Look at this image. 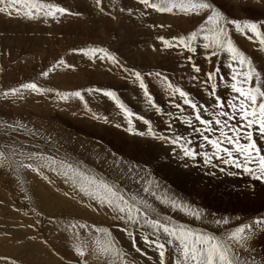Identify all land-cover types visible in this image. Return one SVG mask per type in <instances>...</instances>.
<instances>
[{
	"label": "snow or ice",
	"instance_id": "6c2138e0",
	"mask_svg": "<svg viewBox=\"0 0 264 264\" xmlns=\"http://www.w3.org/2000/svg\"><path fill=\"white\" fill-rule=\"evenodd\" d=\"M137 4L142 6L139 11L141 18L151 10L173 17L200 19L198 25L186 32H158L155 40L159 42L161 51L178 52L182 57L179 66L190 69L188 80L203 89L207 99H195L162 72L142 73L128 67L106 47H81L72 51L81 53L94 64L99 61L109 65V72L116 70L122 74V79L138 86L148 109L161 118L167 117V120L162 119L166 132L159 131L150 119L134 112L111 87L60 91L33 80L11 87L0 95L21 100L32 94L53 96L65 102L78 99L84 114L108 123V117L94 111L84 95L100 94L112 102L118 110L116 115L123 117L126 132L149 136L172 146L173 157L183 162L184 167L200 163L205 168H219L228 176L246 174L253 181L264 184V67L241 50L233 36V32L248 36L258 45V51L264 53V20L230 18L215 0H137ZM95 7L105 12L102 0H95ZM119 10L130 16L134 14L133 8L121 7ZM65 13L72 14L52 0H0V14L9 17L22 16L48 23L50 20L58 21ZM105 14L112 15L110 12ZM147 27L170 30L172 25L153 22ZM152 47L155 51V45ZM198 55L203 57L204 64L210 66L207 70L197 60ZM57 67L73 66L60 58L42 70L40 77L48 78ZM146 76H154L161 82L167 95L173 98L169 106L178 110V114L165 110L156 102L145 83ZM220 85H223V92L218 91ZM177 120L183 131L174 127ZM134 121H142L147 126L146 130H137ZM122 126L115 123L117 128ZM0 131L10 140L0 147V168L16 174L18 181L19 173L24 169L31 170L49 184L54 183L53 176L59 178L68 188L63 192L65 197L78 198V203L93 211L110 215L115 221L113 226L127 236L135 252L146 256L147 249H152L158 254L155 264H264V255L257 260L252 255L254 249L249 246L257 230H264V216L225 228L230 224L229 217L206 213L203 208L173 193L149 168L123 160L115 152L97 151L93 163L89 164L81 157L62 150L63 146L52 134L45 135L39 128H29L20 120L0 122ZM11 133L27 139L22 142ZM160 162L158 160L157 164ZM232 169L239 170V173ZM25 198L31 200L27 194ZM164 209L179 212L201 225H215L223 231L217 234L207 227L181 222ZM32 211L37 217L42 215L35 208ZM49 221L53 222V218L49 217ZM63 227L73 239L77 264H90L89 258L101 264H137L135 259L128 258L130 254L120 245L110 227L75 219ZM81 229L86 236H81ZM138 241L146 249L138 246ZM147 259L152 261L151 256Z\"/></svg>",
	"mask_w": 264,
	"mask_h": 264
},
{
	"label": "rangeland",
	"instance_id": "374dc122",
	"mask_svg": "<svg viewBox=\"0 0 264 264\" xmlns=\"http://www.w3.org/2000/svg\"><path fill=\"white\" fill-rule=\"evenodd\" d=\"M219 1L220 0H215V3L228 16L230 15L229 16L230 18L241 19L238 18V15L239 16L250 15L252 17L254 13L253 10H257V6L256 7L253 6V3H251V1L249 0H244L243 3L239 2L238 4V7H240L239 9L234 8L231 2L228 3L230 8L224 9L225 5L221 4V2ZM52 2L58 3V0H52ZM73 9H74L73 7L70 8L72 13L74 14ZM262 10L264 12V9ZM241 11H248V14L246 12H241ZM260 15L261 17H264V14L262 12L260 13ZM177 18H179L178 19L179 22L182 19L180 15H177ZM192 18L187 17V19H189L188 23H183L177 26V28H174L176 26H172L170 30L168 28H164L163 31L166 32L173 31V33L186 32L200 23L199 18L196 17L194 18V20ZM246 18L248 19V17ZM139 20L143 22V20H146V18L139 17L137 21H133L129 19V28H128V29L131 28L129 30L131 34L133 32L137 33L138 38L132 39V41H130V43H127L126 45L123 44V42H121L122 45L120 44L121 47H119V49L121 48V50H124V48L125 49L133 48L130 49L132 53L126 55V58L131 60V62L135 63L136 67L141 66V68L137 67L135 69L140 70L142 73L143 72L147 73L143 70V65L148 60V54H147L148 45L144 46L142 44H144L143 40L146 42L145 40L146 35H149L152 38V36L154 37L155 35L154 33H156V31L150 28L135 27V25L138 24ZM63 21H65L67 24H70V18L67 16L64 17V15L60 16L58 21L50 20L48 23H44L42 20H28L26 18H23L22 16L17 17L14 15L12 17H9L4 14H0V93H3L5 90L11 87H16L20 83L29 82L33 80L36 81L38 84H42L45 87H52L60 91H75L77 89L89 88V87H102L104 85V87H111L114 88L115 90L117 89L116 91L118 92L120 97L122 99L124 98L123 101L134 112L142 114L143 110L145 108H148V106L142 101V97H141L142 94L140 89L138 88V86L131 84L128 80L119 77L116 78L118 75L121 77L122 75L121 73L118 72L117 75V73H114L115 71L109 72L107 70L109 65L106 64L101 65L98 61L96 62L98 64V68L92 67L90 64H89L90 69L88 70L80 67L82 60L81 57H78L80 53L73 52L72 50L76 48H81V46L85 47L86 43L88 44L89 47L91 46L89 44H91L90 42L92 41L89 38H83L82 45H79L80 47L77 46L76 48H74L75 47L74 39L64 34L56 33L58 24H60ZM153 22H155V20ZM235 35H236L235 36L236 42L235 41L234 42L238 45V47L241 50H243L244 52L246 51L245 53L247 55L248 54L250 55L252 44L255 42L253 40L248 39V36L240 35L238 33H235ZM238 35H240L241 39L240 37H238ZM36 44L40 47H38ZM124 46H128V47H124ZM256 49H258V47H256ZM135 51H138L139 53L138 52L135 53ZM166 51L169 52L170 50H166ZM69 53L73 54L71 56L73 58L72 66L75 65L77 67L78 73H76L74 70L73 71L71 70L69 76L65 78L62 69L66 70V68L57 67L54 72H51L49 74L48 78L40 77L39 74L42 70L49 68L58 59L64 58ZM116 55L119 56L122 62H125L126 60L125 57L121 58L120 55L118 54ZM168 57H171V54H168L167 58ZM222 66L223 64H221V67ZM105 69L107 72L103 71ZM107 76L109 77L106 78ZM167 76L170 80H174L173 82L177 83L174 75H172V71L169 70V72H167ZM60 77H62V79ZM53 79L56 82L53 81ZM52 82H54L55 84ZM123 82L124 84H122ZM145 83L147 85L150 84L149 90L153 94L154 99L156 101L162 100L163 102L166 103L167 106H169V101L173 98L167 95V93L164 90V86L157 78H155L154 76H149L148 78V76H146ZM67 86L69 88L72 86L71 87L72 89L71 88L69 89ZM219 89L220 92H223L224 90L223 85H220ZM191 94L195 99H200L202 101L207 99V97L202 98L197 93H191ZM84 95H85V99L89 103V106L94 111L98 113L100 112V114L107 116L110 122L105 123L103 120L98 121L92 119L90 114H84L83 106L78 101V99H72L69 100L68 102H65L58 100L53 96L44 97L35 94L26 95V98L22 100L13 99L12 97L6 98L3 95H0V122L2 121L11 122L13 120H20L23 123L27 124L29 128H33V127L39 128L45 135L52 134L59 140L60 144L63 146L62 150H67L69 152L70 150H72L71 153L73 152V155L76 156L79 155V157L84 159L89 164L93 163L95 159V153L97 151L101 150L100 152H103L104 150H108L110 152H115L117 156L120 158L124 157L123 160H126L127 157L129 156L130 158L129 157L128 158L130 162L132 163L136 162L135 164L141 165L142 163L134 160L135 158L141 159L140 156L142 155L140 150H138L134 146L137 145L135 143H138L139 139L134 138L132 140L129 135L137 136L139 138H144V139L146 136L141 137L126 132L125 131L126 124H124L123 122V117L116 115V112L118 110L115 109L113 104H108L106 97H103L102 95L99 94H94V96L93 95L89 96L87 93H84ZM167 97L169 98V100ZM92 98L95 100H93ZM105 103H107L108 105ZM170 109L172 111L174 110L173 112L178 114V110L176 111V109L173 108ZM73 113H76V115H74ZM107 113L110 115H108ZM113 113L115 116L112 115ZM163 118L167 120V118L165 117ZM150 120L153 122V126L156 127L159 131H165V132L167 131L166 127H158L160 123L154 120L153 118H151ZM115 123H121L122 125L123 124L124 125L120 128H117L114 127ZM134 124L137 129L140 127L138 130L142 129V126L144 125L142 121H134ZM174 127H176L177 130L183 131V126L180 125L178 120L174 123ZM69 129L71 132L74 130V133L76 135L73 132L72 133L69 132ZM69 134L73 135L71 136L73 140H71ZM11 135L14 138L20 139L22 142L27 139L24 136H20L18 133H11ZM97 135L100 136L97 137ZM97 141H98V145H97ZM8 143H10L8 136L5 135L3 131H0V147ZM127 147H129L130 149L129 148L127 149ZM89 158H91L92 160H90ZM173 163L174 165H178V162L173 161ZM143 166H145V164H143ZM198 166L193 167L190 165L189 167H187L188 170L183 172V176H185L184 177L185 179H181V178L179 179L177 175V174L181 175L180 174L181 171L178 172L179 170L177 172H172L171 170H167V169L164 170L160 166V163L158 165L156 162L150 163V166L149 164H146V167L149 168L153 172V174L156 173L154 174L155 176L158 175L156 176V178L162 184L166 185L168 188H170V190L172 191L174 190L173 193L177 192L178 196H180L181 198L183 196H186L185 194L191 196L193 198L191 199L193 201L195 200V202L198 203L200 206L208 207V209L211 211L210 212L211 214H215L216 216L223 214L224 216L227 217H233V216L238 217L242 219V221H240L241 223H249L258 216L259 217L264 216V184H262L259 181H253L252 178L251 177L248 178L246 174H237L235 176H229L223 178L219 174H224V173H221L219 171V168H215V169L209 168L212 173L217 172V174L216 173L214 175L204 174L203 172L205 167L201 165ZM165 171L167 172L165 173ZM191 171L193 173H191ZM233 171L239 173V170L233 169ZM19 176H20V180L18 181L16 174L4 168H0V264H18V263L19 264H28V263L29 264L30 263L31 264H77L78 257L75 255L73 250V239L71 237V234L65 231L63 227L65 223L73 219L86 221L87 223L90 222L89 224L95 223L100 226L110 227L111 231L113 232V235L119 240L120 245L125 249L127 253H130L128 258L135 259V261L138 264H155V262L158 260V254H156L152 249H147L146 256H142L140 253L135 252V250L131 248V244L127 236L122 234L121 232L120 233L122 235L118 234L116 227L113 226L115 224V221L104 219V217L102 218V215L89 213L91 212L90 209L84 206V204L78 203L77 202L78 198H72L73 199L72 200L66 197L67 198L66 199L63 196V192L67 191L68 188L66 185L63 184V182L59 178L53 176L54 183L49 184L48 181L41 179L34 172L28 169L21 170ZM28 180L37 183L39 185L37 189H39L40 187L44 190V193L47 192V195L51 200L50 202L52 204L61 205V206L65 204L64 206L67 208V215L64 214V212L60 211L65 216H63L61 220H59L58 222L57 221L53 223L50 222L49 217H52L53 220L59 218H56V215L54 214L46 213L41 205L33 204L31 200L29 201L28 199L25 198V194H27L30 197L31 195H34L30 191L33 189L30 188L31 186L28 184ZM257 185L259 187H257ZM59 191L62 193H60ZM73 201H75L74 203H77V206L76 204L73 203ZM78 205H80L81 207H79ZM33 208L41 212L42 215L37 217L35 212L32 211ZM52 209L56 210L55 208ZM70 210H72L74 214L72 212L70 213ZM76 216H79L80 218L78 217L76 218ZM37 220H39L40 223H37ZM181 220L182 219H180L179 221ZM182 222L192 223L193 221L189 220L187 222L182 220ZM196 223L197 224L193 223V226L195 225V227H199V225H201L198 222ZM29 225H31V227H29ZM237 225L238 224H236L235 226ZM202 226L206 227L207 225H202ZM258 231L259 230H257L256 232L257 236L255 235L249 241V246L254 245V252L252 253V255L260 259V257L264 255V249H263L264 231L260 230L262 235H260ZM80 232H81V236L85 235L84 230L81 229ZM217 234H219L218 231ZM63 239H68V241ZM140 242L141 241H138V246H140L142 249H146V246L142 242L141 243ZM34 244L36 245V248L31 247V245ZM38 252L40 253L42 252V253L38 254ZM148 256L152 257V261H149L147 259ZM98 264L101 263L98 262Z\"/></svg>",
	"mask_w": 264,
	"mask_h": 264
},
{
	"label": "bare ground",
	"instance_id": "6f19581e",
	"mask_svg": "<svg viewBox=\"0 0 264 264\" xmlns=\"http://www.w3.org/2000/svg\"><path fill=\"white\" fill-rule=\"evenodd\" d=\"M244 0H220L219 2H221V4H224V9H229L230 6L228 5L229 2H231L232 6L234 8H240L238 7V4L239 2L240 3H243ZM251 1V3H253V6H257V10H253V16L251 17L250 15L247 16V15H238V18H241L240 20H244V19H247L246 17H248V19H252V20H264V17H261L260 13L263 12L262 9H264V0H249ZM247 2V1H246ZM58 4H60L61 6L67 8L69 10L70 13H72V9L70 10L71 7H73L74 9V14H68V13H65L64 14V17L67 16L70 18V24H67L65 21L61 22L60 24H58V28L56 29V33H60V34H64L66 36H69L70 38L74 39L75 41V47L76 48L77 46L79 45H82V39L83 38H89L92 42H90L91 46L89 47H92V46H99V47H106L108 48L110 51L118 54L122 57H125V64L128 66V67H133V68H137V67H140L141 66H137L135 65V63L131 62V60H129L128 58H126V55L132 53V51L130 49H133V48H124V50H121V48L119 49L120 44L121 42H123V44H127V43H130V41H132V39L134 38H138L137 37V33L133 32L131 34V32L129 31L130 29L129 28V19L133 20V21H137V19H139V11L142 10V6L138 5L137 4V0H102V4L105 8V12L102 13L100 12L96 7H95V0H58ZM248 4V3H246ZM244 5V4H243ZM70 6V7H69ZM240 6V5H239ZM246 6V5H245ZM249 6V5H248ZM252 6V4H251ZM121 7H124V8H133L134 9V14L132 16H129L128 13L125 11V12H120V8ZM231 7V8H233ZM254 8V7H253ZM252 8V9H253ZM246 9V8H245ZM249 9V8H248ZM112 13V15L115 16V19L112 18V15H107L105 13ZM241 12H246L248 14V11H241ZM79 13V14H77ZM230 16V15H229ZM97 18V19H96ZM144 18H146V20H143V22H141L140 20L138 21V24L135 25V27L137 28H148L147 25L148 24H151V22H153L155 20V23L159 24V23H165V24H171L172 26H176L174 28H177V26L183 24V23H188V20L187 17L184 18V16H181V21L179 22L177 18V16L173 17L169 14H160V13H155V12H152L151 10H149V14L147 16H145ZM184 18V20H183ZM192 18V17H191ZM194 18L196 17H193L192 19L194 20ZM96 19V21H95ZM191 21V19H190ZM68 22V21H67ZM37 23V22H36ZM132 23V21H131ZM134 23V22H133ZM38 25V24H37ZM38 28V27H37ZM133 29V28H132ZM43 30V29H42ZM141 30V29H140ZM154 31H156V33H154L155 35L159 32L161 34H168L169 32H166V31H163V29H153ZM86 31V32H85ZM84 32V33H82ZM130 32V33H129ZM171 33H173V31H170ZM152 33V32H151ZM70 34H73V35H70ZM233 36H234V41L236 40L235 39V33L233 32ZM155 35L154 37L152 36V38L149 36V35H146V42L143 40L144 46L148 45V50H147V54H148V60L144 63L143 65V70L145 72H150V71H159V72H162L164 74L167 75V72L172 71V75H174L177 83L182 87L184 88L186 91H189L190 93H197L198 95H200L202 98H205L206 95L204 94L203 92V89H200V88H197L194 86V84L192 82H190L187 78L188 76V72L190 71V69H187V68H181L179 66V61H182V57H180L178 55V52L177 51H174V50H170L169 52L164 50V51H161L160 50V44L158 41L155 40ZM251 35V34H249ZM39 37V36H38ZM140 37V36H139ZM238 37H240V35H238ZM236 37V38H238ZM36 38V37H35ZM43 38H44V35H43ZM143 38V37H142ZM244 38V37H243ZM42 39V38H41ZM241 39V37H240ZM136 40V39H135ZM141 40V39H140ZM238 40V39H237ZM43 42V41H42ZM137 42V41H136ZM236 42V41H235ZM238 42V41H237ZM84 43V42H83ZM133 43V42H132ZM131 43V44H132ZM138 43V42H137ZM134 44V43H133ZM37 45V44H36ZM122 45V44H121ZM129 45V44H128ZM153 45H155L156 47V50L154 51L153 50ZM38 46V45H37ZM137 46V45H136ZM135 46V47H136ZM40 47V46H38ZM80 47V46H79ZM83 47V46H81ZM88 47V44L86 43L85 45V48ZM123 47V46H122ZM124 47H128V46H124ZM131 47V45H130ZM256 47H258V45L256 43H253L252 44V47H251V53H250V57L253 58V60L258 64L260 65L261 67L264 66V64H261V61H264V53H261L260 51H258V49H256ZM139 48V47H138ZM41 49V48H40ZM144 49V48H143ZM38 50V48H37ZM36 50V51H37ZM74 52V51H73ZM138 52V51H135V53ZM246 52V51H245ZM79 53V52H77ZM139 53V52H138ZM168 54H171V57H168L167 58V55ZM73 54L72 53H69L67 56H65L63 59L66 61V63L72 65L73 62H72V56ZM78 57H81L82 60H81V64H80V67L83 68V69H90V65L92 67H95V68H98V64L97 63H92L89 61V59L85 56H83L81 53L80 55H78ZM146 57V56H145ZM147 58V57H146ZM215 59V58H214ZM223 59V58H221ZM197 60L199 62L202 63V66L205 68V70H207L208 67H210L209 65L207 64H204L203 63V57L201 55H198L197 56ZM72 62V63H71ZM99 62V61H98ZM101 65L103 63L99 62ZM90 64V65H89ZM105 65V64H104ZM107 65V64H106ZM104 67V66H103ZM107 67V66H105ZM223 67V66H222ZM75 71L76 73H78V69L77 67L74 65L73 67L71 68H66V70H63V75L66 77L69 76V74L71 73L70 71ZM103 71H106L103 70ZM115 72L114 73H117L118 75V71L114 70ZM100 72V71H98ZM107 72V71H106ZM105 72V73H106ZM144 73V72H143ZM104 74V73H103ZM169 74V73H168ZM57 75V74H56ZM76 76V75H75ZM86 76V75H85ZM100 76H101V73H100ZM106 76V75H105ZM116 76V75H115ZM122 76V75H121ZM57 77V76H56ZM109 76H107L106 78H108ZM112 77V76H111ZM114 77V76H113ZM121 78L119 75L116 77V78ZM62 79V77H60ZM90 78V77H89ZM101 78V77H100ZM105 78V77H104ZM149 78V76H148ZM54 79H55V76H54ZM53 79V81H55ZM71 79V78H70ZM74 79V78H73ZM93 79V78H92ZM110 79V78H109ZM66 80V79H65ZM120 80V79H119ZM115 81V80H114ZM174 81V80H172ZM56 82V81H55ZM61 82V81H60ZM67 82V81H65ZM76 82V81H75ZM122 82V81H120ZM148 82V81H147ZM54 83V82H52ZM111 83V82H110ZM55 84V83H54ZM72 84V83H71ZM70 84V85H71ZM124 84V82L122 83ZM65 85V84H64ZM150 85V84H149ZM148 85V86H149ZM59 86V85H57ZM62 86V85H61ZM73 86V85H72ZM71 86V87H72ZM63 87V86H62ZM66 87V86H65ZM64 87V89H65ZM68 87V86H67ZM70 87V88H71ZM77 87V86H76ZM104 87V85L102 86ZM69 88V87H68ZM69 88V89H70ZM78 88V87H77ZM76 88V89H77ZM120 88V87H119ZM72 89V88H71ZM68 90V89H67ZM117 90V89H116ZM120 91V90H119ZM133 91V90H132ZM142 94V93H141ZM100 95V94H99ZM163 95V94H162ZM94 96V94H93ZM97 96V95H96ZM95 96V97H96ZM102 97V96H101ZM142 97V96H141ZM163 97V96H162ZM89 98V96H88ZM91 98V97H90ZM99 98V97H97ZM96 98V99H97ZM140 98V97H139ZM168 98V97H167ZM93 99V98H92ZM91 99V100H92ZM107 99V98H106ZM122 99V98H121ZM124 99V98H123ZM122 99V100H123ZM160 99V98H159ZM165 99V98H164ZM90 100V101H91ZM95 100V99H93ZM102 100V98H101ZM100 100V101H101ZM169 100V98H168ZM79 101V100H78ZM108 101V104H112L111 101ZM106 101V102H107ZM143 101V100H142ZM97 102V101H96ZM102 102V101H101ZM158 104H160L161 107H163L164 109H166L167 111H172L169 107L166 105L165 102H163L162 100H158L156 101ZM99 103V102H98ZM107 104V103H105ZM107 104V105H108ZM101 105V104H100ZM76 106V105H75ZM102 106V105H101ZM142 106V105H141ZM144 106V105H143ZM167 106V107H166ZM186 107V106H185ZM30 110V109H29ZM32 110V109H31ZM77 110V109H76ZM139 110V109H138ZM174 111V110H173ZM172 111V112H173ZM177 111V110H176ZM32 112V111H31ZM113 112V111H111ZM142 112V111H141ZM100 113V112H99ZM110 113V112H109ZM44 114V113H43ZM49 114V113H48ZM106 114V113H105ZM108 114V113H107ZM140 114V113H139ZM145 118L147 119H151L153 118L154 120H156L157 122H159V126L158 127H166L165 125H163L162 123V119L165 120L164 118H161L159 116H157L155 114V112L151 109H148V108H145L143 110V113H142ZM42 115V114H41ZM110 115V114H108ZM114 115V113L112 114ZM46 116V115H44ZM105 116V115H104ZM115 116V115H114ZM51 118V117H49ZM112 118V117H111ZM165 118H167L165 116ZM89 119V118H88ZM87 119V120H88ZM93 119V118H92ZM56 120V119H55ZM96 120V119H95ZM98 121H101V120H98ZM54 122V121H53ZM52 122V123H53ZM57 122V121H56ZM60 122V121H59ZM87 122V121H86ZM115 122V121H114ZM63 123V122H61ZM97 123V122H96ZM138 123V122H136ZM135 123V124H136ZM140 123V122H139ZM55 124V123H54ZM90 124V123H89ZM60 125V124H59ZM124 125V124H123ZM137 125V124H136ZM139 125V124H138ZM143 125V124H142ZM64 126V125H63ZM67 126V125H65ZM97 126V125H96ZM108 126V125H107ZM126 126V125H125ZM57 127V126H56ZM61 127V126H59ZM58 127V128H59ZM115 127V126H114ZM146 125H143L142 126V129H140L139 131H144L146 130ZM64 128V127H63ZM68 128V127H67ZM124 128V127H123ZM140 128V127H139ZM138 128V129H139ZM83 129V128H82ZM88 129V128H87ZM92 129V128H91ZM137 129V130H138ZM65 130V129H64ZM67 130V129H66ZM89 130V129H88ZM69 132L70 129H69ZM74 133V130L72 131ZM71 132V133H72ZM101 132V131H100ZM110 133V132H109ZM75 134V133H74ZM121 134V133H120ZM70 135V134H69ZM76 135V134H75ZM93 135V134H92ZM94 135H95V132H94ZM102 135V134H101ZM128 135V134H126ZM73 136L72 134L70 135V137ZM100 136V135H99ZM97 135V137H99ZM120 136V135H119ZM123 136V135H122ZM130 138L133 140L134 138H138L139 139V142L138 143H135L137 145H134L135 148H137L138 150H140V152L142 153V155L140 156V158L142 159H139V158H135L134 160L142 163L141 165L145 164H149L150 166V163H157L158 160H160V166L165 170H171L172 172H180L181 171V175L177 174L178 175V178L180 179H185L183 176V172H185L186 170H188L187 167H184L183 165V162L181 161H178L176 160L174 157H173V153L171 152V148L172 146L170 145H167V144H164L163 142L161 141H158V140H155L153 139L152 137H149V136H146L145 139L144 138H139L137 136H133V135H129ZM69 137V138H70ZM79 137V136H78ZM74 138V137H73ZM77 138V136H76ZM129 138V140H130ZM96 139V138H95ZM71 140L72 137H71ZM92 140V139H91ZM128 140V141H129ZM64 141V140H63ZM62 143V142H61ZM65 143V142H64ZM106 143V142H105ZM104 143V144H105ZM72 144V143H71ZM75 144V143H74ZM70 145V144H69ZM97 145H98V141H97ZM120 145V143H119ZM74 146V145H73ZM71 147V146H70ZM123 147V146H122ZM90 148V147H89ZM102 148V147H101ZM129 147H127L128 149ZM99 149V148H98ZM130 149V148H129ZM70 150V149H68ZM72 150H70L71 152ZM91 151V150H90ZM89 151V152H90ZM101 151V150H100ZM119 151V150H118ZM110 152V151H109ZM127 152V151H126ZM73 153V152H72ZM95 153V152H94ZM89 154V153H88ZM128 154V153H127ZM167 154V156L165 155ZM130 155V154H129ZM79 156V155H78ZM91 156V155H90ZM89 156V157H90ZM124 156V155H123ZM127 157V156H126ZM129 157V156H128ZM127 157L126 161H130L129 158ZM134 157V156H133ZM124 158V157H123ZM122 158V159H123ZM87 159V158H86ZM90 160H92L91 158H89ZM88 159V160H89ZM89 160V161H90ZM133 160V159H132ZM174 162H178V165H174ZM91 162V161H90ZM134 162V161H133ZM136 163V162H135ZM159 165V164H158ZM191 166L193 167H196L198 165H201L200 163H197V164H190ZM199 167V166H198ZM197 167V168H198ZM162 169V170H163ZM190 169V168H189ZM194 169V168H193ZM196 169V168H195ZM204 169V168H203ZM233 170V169H232ZM195 171V170H194ZM167 171H165L166 173ZM191 173H193L191 171ZM204 174H209V173H212L210 171L209 168H205L204 169ZM202 173V174H203ZM217 174V172H215ZM219 173V172H218ZM156 174V173H154ZM164 174V173H163ZM176 175V176H177ZM221 177L223 178H226V177H229L226 173L224 174H219ZM158 176V175H156ZM174 176V175H173ZM239 176V175H238ZM161 177V176H160ZM199 177V176H198ZM249 178V177H248ZM216 179V178H215ZM219 179V178H218ZM237 179V178H236ZM176 180V179H175ZM178 180V179H177ZM185 182V181H184ZM234 182V181H233ZM247 182V181H246ZM179 183V182H178ZM28 184L31 186L30 188H32L33 190H30L34 195H31V201L33 204H38V205H41L44 209V211L48 214H54L56 215V218H59V219H54L53 222H58L59 220H61V218L63 216H65L64 214L67 215V208L63 205H55V204H52L47 195V192L44 193V190L42 188L39 187L38 188V184L35 183V182H32L30 180H28ZM176 184V183H175ZM174 185V184H173ZM185 185V184H184ZM178 186V185H177ZM184 187V186H183ZM182 187V188H183ZM188 187V185H187ZM248 187V186H247ZM257 187H259L257 185ZM170 189V188H169ZM180 190V189H179ZM183 190V189H182ZM172 191V190H171ZM57 192V191H56ZM60 192V191H59ZM174 192V190L172 191ZM62 193V192H60ZM187 193V192H186ZM59 194V193H58ZM175 194L178 195L177 192H175ZM200 194V193H199ZM186 196H183L182 199L186 200V201H189L190 203H193L194 205H196L197 207H200V208H203L205 210V212H208V214H211L210 210L208 209V207L206 206H200L198 203L195 202V200L193 201L192 197L185 194ZM64 196V195H63ZM194 196V195H193ZM65 197V196H64ZM66 198V197H65ZM64 198V199H65ZM192 198V199H191ZM67 199V198H66ZM60 200V199H59ZM73 200V199H72ZM58 202V201H57ZM70 202V200H69ZM75 201H73L74 203ZM202 203V202H201ZM76 204L77 206V203H74ZM203 204V203H202ZM72 205V203H71ZM70 205V206H71ZM75 206V205H74ZM79 207H81L80 205H78ZM37 207V206H36ZM52 208H55L56 210H53ZM76 208V207H75ZM89 208V207H88ZM72 209H73V206H72ZM84 209V208H82ZM91 212L89 213H95V214H98V215H102V218L104 217V219H107V220H113L111 218L110 215H105L103 212H96V211H93L91 208H89ZM75 210V209H74ZM73 210V211H74ZM88 210V209H87ZM64 212V214H62L61 212ZM165 212H168L169 214L173 215L174 218L176 219H182L184 221H189L190 219L188 217H184L182 216L183 214L179 213V212H175V213H172L170 212V210L168 209H164ZM53 212V213H52ZM69 212V210H68ZM72 212V210H70V213ZM74 214V212H72ZM78 213V212H77ZM88 213V214H89ZM86 214V213H85ZM69 215V213H68ZM216 216V215H215ZM221 216H224L223 214L219 215V216H216V217H221ZM70 217V216H69ZM73 217V216H72ZM80 218L79 216H76V218ZM99 217V216H98ZM257 217V216H256ZM259 217V216H258ZM67 218V217H66ZM65 218V219H66ZM75 218V217H74ZM88 218V217H87ZM91 218V217H90ZM93 218V217H92ZM230 218V224L229 225H226L224 226L225 228H229V227H233L235 226L236 224H240L242 221V219L238 218V217H229ZM83 219V218H82ZM94 219V218H93ZM101 219V218H100ZM88 220V219H87ZM102 220V219H101ZM181 220V222H182ZM244 220V219H243ZM99 221V220H97ZM33 222V221H32ZM52 222V223H53ZM191 222V221H190ZM90 223V222H88ZM197 224L195 221L192 222V224ZM195 226V225H194ZM202 226V225H199V227ZM104 227V226H103ZM208 228L209 231H214V232H220V231H223V229H220L217 230L216 226L215 225H207L206 226ZM113 229V228H112ZM117 229V228H116ZM115 231V230H114ZM264 231V230H262ZM117 232L118 234H121L120 231L117 229ZM85 233V232H84ZM258 233L260 235L261 234V231L259 230ZM116 234V233H115ZM86 235V233H85ZM84 235V236H85ZM122 235V234H121ZM256 235V234H255ZM257 236V235H256ZM3 239V238H2ZM63 240H66L68 241V239H63ZM141 243V242H140ZM16 244V243H15ZM32 248H36V245H31ZM251 248L254 249V245H251L250 246ZM263 249H264V244H263ZM125 250V249H124ZM129 250V249H128ZM9 251V250H8ZM17 251V250H16ZM130 251V250H129ZM134 251V250H133ZM30 252V251H29ZM35 252V251H33ZM7 253V252H6ZM31 253V252H30ZM40 252H38L39 254ZM42 253V252H41ZM40 253V254H41ZM258 253V252H257ZM10 254V253H9ZM22 254V253H21ZM37 254V255H38ZM130 254V253H129ZM46 258V257H45ZM132 258V256H131ZM15 259V258H14ZM23 259V258H22ZM43 259V258H41ZM90 259V264H98V261L96 260H93L91 258ZM257 260H259V258H256ZM101 263V262H99ZM19 264V263H18ZM29 264V263H28ZM31 264V263H30ZM138 264V263H137Z\"/></svg>",
	"mask_w": 264,
	"mask_h": 264
}]
</instances>
